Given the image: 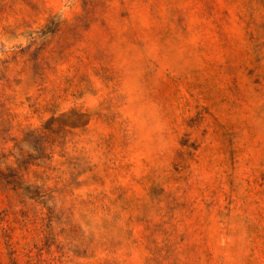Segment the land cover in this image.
Masks as SVG:
<instances>
[{"label":"rangeland","instance_id":"374dc122","mask_svg":"<svg viewBox=\"0 0 264 264\" xmlns=\"http://www.w3.org/2000/svg\"><path fill=\"white\" fill-rule=\"evenodd\" d=\"M0 264H264V0H0Z\"/></svg>","mask_w":264,"mask_h":264}]
</instances>
